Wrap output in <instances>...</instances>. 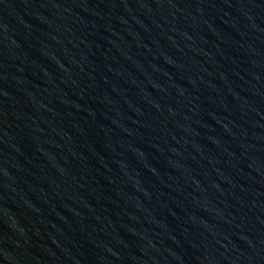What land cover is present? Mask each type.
<instances>
[{
  "label": "water",
  "instance_id": "1",
  "mask_svg": "<svg viewBox=\"0 0 264 264\" xmlns=\"http://www.w3.org/2000/svg\"><path fill=\"white\" fill-rule=\"evenodd\" d=\"M0 97L79 264H264V0H0Z\"/></svg>",
  "mask_w": 264,
  "mask_h": 264
}]
</instances>
